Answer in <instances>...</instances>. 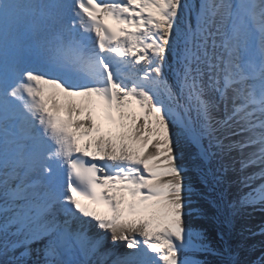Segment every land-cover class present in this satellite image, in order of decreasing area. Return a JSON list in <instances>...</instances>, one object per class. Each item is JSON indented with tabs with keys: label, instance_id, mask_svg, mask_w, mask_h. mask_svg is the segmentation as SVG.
<instances>
[{
	"label": "snow or ice",
	"instance_id": "obj_1",
	"mask_svg": "<svg viewBox=\"0 0 264 264\" xmlns=\"http://www.w3.org/2000/svg\"><path fill=\"white\" fill-rule=\"evenodd\" d=\"M36 3L41 17L54 6ZM55 6L68 29L83 8L101 53L118 49L134 74L111 91L36 77L52 108L95 97L65 116L62 181L35 134L8 138L0 107V264H240L229 232L248 209L264 213V0ZM3 40L0 13V58ZM3 83L0 59V96Z\"/></svg>",
	"mask_w": 264,
	"mask_h": 264
},
{
	"label": "bare ground",
	"instance_id": "obj_2",
	"mask_svg": "<svg viewBox=\"0 0 264 264\" xmlns=\"http://www.w3.org/2000/svg\"><path fill=\"white\" fill-rule=\"evenodd\" d=\"M6 2L8 0H2V3H0V13L6 8ZM41 2L54 5L43 9L44 17L31 13L34 8L37 11L36 0H19L18 2V6L22 10V21H25L24 25L28 26L29 29L26 36L19 42L22 49L19 51V55H15L6 61H4L5 59L2 60L4 66V94L0 96V107L5 112L6 119L4 123L8 138H19L23 135L31 136L35 134L37 139L43 142L44 148L48 152L49 159L46 163L50 165L52 175L62 181L67 172L65 165L68 161L65 159L63 164L64 157L58 155V153L66 145L67 141V129L64 123L65 116L67 113H71V118L75 119L77 109L86 107L95 97L88 94L84 96H66L58 103L56 108H52L50 103L46 104L44 102L50 85L39 83L36 77L42 76L49 80H59L70 88H97L98 83L103 79L100 71L101 56L107 60L106 56L109 53L115 55L114 61L120 70V86L127 85L129 77L134 73L133 68L128 66L130 62L127 58H122L119 55L118 49L100 52L99 43L103 41H100L95 30L89 31L90 42L81 43L79 41L80 34H78L77 38H74L73 34L76 32L66 26V9L55 6L62 4L64 0H41ZM83 17V21L77 24L80 32H82V29H88L86 27L88 19L85 16ZM10 18L8 17L7 20L10 21ZM44 22H46L45 28L43 27ZM82 48L85 49V55L82 59H78L79 52L77 49L80 50ZM63 56H69L77 61L75 69L70 72L64 70L60 63ZM25 68H33L35 70L34 76H23L22 71ZM61 104L63 109L60 107ZM46 107L50 109L52 114L45 111ZM20 116H23L24 119L18 124L16 120ZM41 120H43V124H41ZM45 134H48L50 139L46 138ZM51 136H53V139ZM10 148L11 145H6V149ZM72 151L74 154V150ZM249 171L252 170L250 169ZM230 191L235 193V187ZM245 218L246 216L235 221L234 228L229 232L227 238L228 243L237 237L239 229L245 224ZM252 221L253 224H264V213L256 211ZM206 226L214 237L217 226L210 221L206 222ZM105 235L107 236L105 248H111V236L107 233ZM119 246L120 250H122L123 245ZM34 247L36 246L34 245ZM263 252L264 250L258 251L257 254L260 255ZM201 259H207L210 264H214L216 258L208 256L201 257Z\"/></svg>",
	"mask_w": 264,
	"mask_h": 264
},
{
	"label": "rangeland",
	"instance_id": "obj_3",
	"mask_svg": "<svg viewBox=\"0 0 264 264\" xmlns=\"http://www.w3.org/2000/svg\"><path fill=\"white\" fill-rule=\"evenodd\" d=\"M18 2L19 0H8V2H6L5 4L6 10L4 9V11L2 12L4 19V40H3V56L0 59L2 60L5 59L4 61H6L9 58L11 59L15 55H19V51L22 50L20 48L19 42L22 41V38L26 36L29 29L28 26L24 25L25 21H22L23 20L21 16L22 10L19 8ZM32 10H30L32 11L31 13L35 14L36 8ZM8 17H11L10 21L7 20ZM45 25L46 22H44L43 24L44 28ZM17 36H19V38H17ZM20 113H24V112H20ZM41 124H43V120H41ZM45 132H47V130H45ZM45 137L50 139V137H48V134H45ZM51 138L53 139V136H51ZM64 163H65V158L63 160V164ZM248 212H250L251 215L246 216L245 224L242 226V228L239 229L236 235L237 237H235L228 244L235 250L236 258L239 259L240 264H264V252L260 255L257 254L258 251L264 250V235H259V234L250 235L245 230V229H252L253 231L258 232V228L260 226L259 224H253L252 221V217L254 216V213L256 211H252V209H248Z\"/></svg>",
	"mask_w": 264,
	"mask_h": 264
}]
</instances>
